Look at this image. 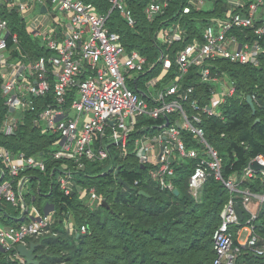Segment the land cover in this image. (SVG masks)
<instances>
[{"label":"built area","instance_id":"2783aa9c","mask_svg":"<svg viewBox=\"0 0 264 264\" xmlns=\"http://www.w3.org/2000/svg\"><path fill=\"white\" fill-rule=\"evenodd\" d=\"M50 1L51 4L48 0H11L8 4V8L16 6L22 15L28 9L40 7L41 14L30 21L35 23L31 32L50 51L49 55L33 57L24 50L17 33L11 31L8 20L0 12V88L8 112L2 129L6 134L12 133L24 112L35 108L38 112L33 123L56 136L54 149L47 156L15 153L0 144V208L12 206L22 211L23 217L26 215V219L16 224H0V249L7 252L8 259L14 264H28L17 245H29L34 242L32 237L50 232L55 217L54 207L41 210L33 201H27V195L33 198L35 195L32 176L25 170H47L49 156L73 161L74 168L83 169L87 159L108 158L111 144L121 148L125 155L138 128L139 117L144 115L167 117L152 134V127L145 125V131L133 140L132 149L139 162L152 167L153 177L163 187L175 189L170 179L175 173V164L189 159L194 165L188 185L194 196L201 192L210 174L222 180L230 191L221 222L213 234V264H236L243 247L255 254H264V241L254 223L264 194L242 187L257 172L249 162L241 177L232 173L225 178L223 157L207 141L202 125L204 115L223 117L218 106L236 91L235 81L228 79L226 83L224 77L213 75V61L223 58L243 64L261 62L264 0H230L231 7L225 14L210 18L202 35L177 49L174 58L168 51L162 53L161 70L144 81L140 75L152 69L154 63L150 64L147 55L139 49H128L120 34L108 24L110 13L117 10L128 25H135L130 0H108L110 8L106 13L98 9L95 0ZM170 2L148 0L144 7L148 20L153 21L156 15L165 12ZM204 3L205 0H188L183 11L189 12L191 6L200 8ZM44 4L46 12L41 10ZM53 6L65 16L58 26L52 25L57 15L50 10ZM40 16H46L47 20ZM183 33L177 22L167 38L168 48L182 39ZM193 68L200 82H215V85L222 82L219 91L217 85L212 88L211 104H203L193 97L196 89L193 83L184 84ZM171 71L175 72L173 77L165 82ZM49 95L52 100L46 101ZM185 133L197 145H189ZM252 159L264 164L263 153ZM63 170L57 178L61 189L69 194L74 191L76 181L71 169L63 167ZM258 173L264 179V170ZM77 188L79 196L90 205L105 200L94 188L89 192L79 185ZM236 204L242 206L243 218ZM245 213L248 216L243 221ZM64 222L70 227L68 216ZM85 230L86 225H82L81 231Z\"/></svg>","mask_w":264,"mask_h":264},{"label":"trees","instance_id":"16d2710c","mask_svg":"<svg viewBox=\"0 0 264 264\" xmlns=\"http://www.w3.org/2000/svg\"><path fill=\"white\" fill-rule=\"evenodd\" d=\"M147 1H129L136 18L134 26L128 25L117 10L110 13L108 21L128 49H139L147 55L150 64L154 63L152 69L140 75L143 81L161 70L162 53L168 51L174 58L177 49L202 35L210 18L223 16L231 7L230 0H205L200 8L191 6L189 12H184L188 0H171L165 12L150 21L144 12ZM10 2L1 1L0 12L8 20L11 31L17 33L22 48L33 57L49 55L50 51L40 39L27 29V23L16 6L8 8ZM95 3L104 13L110 8L108 0H95ZM177 22L184 29L182 39L174 41L168 48L167 38ZM159 37L164 41L160 42ZM261 43L264 46V37ZM260 59L259 64H243L219 58L211 64L213 75L226 77L236 84L235 93L227 96L218 106L223 117L204 115L202 120L207 141L223 157L225 178L232 173L241 177L250 159L259 153L264 154V52ZM174 73H168L165 82ZM188 83L196 86L193 97L203 104L212 103L215 82L198 81L193 68L184 79V84ZM247 94L253 96L255 113L246 100ZM50 100L52 95L46 98V101ZM37 112L35 108L26 110L13 132L6 134L2 126L8 112L0 88V144L15 153L23 151L27 155L47 156L48 151L54 149L56 136L33 123ZM257 117H260L259 121H255ZM166 120V116H140L125 155L121 148L111 144L108 158L87 159L83 169L74 168L73 161L49 156L47 170H25L27 175L32 176L35 195V198L27 195V201H33L41 210L45 208L41 204L43 198L54 206L51 231L31 238L37 243L39 264H213V234L230 196L224 182L210 174L197 199L188 185L194 163L189 159L179 160L175 164L174 175L170 177L178 188L176 193L174 189L163 187L160 180L153 177L152 167L139 162L132 152L133 140L145 131V125L152 127V134ZM185 135L189 145H197L189 133ZM63 167L71 169L76 181L74 191L69 194L64 193L57 178L58 173L64 171ZM118 177H123L129 186L123 185ZM77 185L87 192L94 188L109 206L103 202L90 205L79 196ZM246 186L253 192L264 194L261 173L257 172L244 181L242 187ZM141 190L148 195L140 193ZM67 216L70 227L64 224ZM247 216L245 213L243 221ZM1 219L3 224H16L26 219V215L18 221L7 215H2ZM254 223L264 241V202ZM82 225H86L85 231H81ZM0 264H14L8 259L7 252L1 249ZM236 264H264V254H255L243 247Z\"/></svg>","mask_w":264,"mask_h":264},{"label":"water","instance_id":"95a60500","mask_svg":"<svg viewBox=\"0 0 264 264\" xmlns=\"http://www.w3.org/2000/svg\"><path fill=\"white\" fill-rule=\"evenodd\" d=\"M48 4H51L50 0H48ZM41 10L43 12H46L47 11V5L46 4L42 5ZM246 100L251 105V107L253 109V113H255L256 112V106H255V102H254L253 96L251 94H247ZM259 120H260V117H257L255 121H259ZM161 149H162V146H161ZM250 167L252 169H254L256 172L264 170V164H262L257 159H252L250 161ZM118 180L123 185L129 186L128 182L123 177H118ZM174 191L177 193L178 192V188H175ZM140 193L148 195V193L146 191H144V190H141ZM103 204L109 206L107 200H103ZM236 208H237V211H238L240 217L243 218L244 215H243L242 206L240 204H236ZM36 246H37L36 242H30L29 245H26L25 243H19L17 245V249L20 252V254L25 257L27 263L39 264V259L37 258V254H36Z\"/></svg>","mask_w":264,"mask_h":264},{"label":"rangeland","instance_id":"374dc122","mask_svg":"<svg viewBox=\"0 0 264 264\" xmlns=\"http://www.w3.org/2000/svg\"><path fill=\"white\" fill-rule=\"evenodd\" d=\"M23 1H27V0H23ZM206 4H207V2H206ZM50 10L54 11L57 14L56 17L53 18V24L52 25L55 26V23H56L57 26H58L61 23V21L63 20V18L65 17L64 16V13L62 11L56 9L55 6L51 7ZM38 14H41V11H40V7L37 5L34 9H30V10L28 9L23 16L25 18L26 23L27 24H30V21L33 19V17L37 16ZM49 25H50V23L48 22L47 23V26L49 27ZM159 41L160 42H163L164 39H162L161 37H159ZM225 80H226V83H227L228 82V78L225 77ZM139 84L141 85V87H143V81L142 82L140 81ZM216 85L218 86L217 89L219 91L221 89V87H222V82H217ZM223 86H224V84H223ZM151 89H153V88H151ZM201 192L197 196H195V198L199 199L200 196H201ZM41 204L42 205H45V207L48 205V203H46V199L45 198H43L41 200ZM50 207L51 206H49L47 208H50ZM224 208H223V210H224ZM11 209H13V208H11ZM14 210H15V208H14ZM223 210H222V212H223Z\"/></svg>","mask_w":264,"mask_h":264},{"label":"crops","instance_id":"0c3cea01","mask_svg":"<svg viewBox=\"0 0 264 264\" xmlns=\"http://www.w3.org/2000/svg\"><path fill=\"white\" fill-rule=\"evenodd\" d=\"M40 18L45 20V21L47 20L46 16H43V18L40 16ZM34 25H35L34 22H32V23L30 22V24H27V29L29 31L33 30L34 29ZM48 206H51L50 207L51 209L54 207L53 205L48 203V205L44 209H46V210L48 209L49 210V208H47ZM11 208H12L11 206H7V209H4L3 207L0 208V224H3V222H2L3 219H1L2 215L11 216L15 221H18V220L23 218V216H22L23 212L22 211H20V210H18L16 208H15V210H14V208L13 209H11Z\"/></svg>","mask_w":264,"mask_h":264}]
</instances>
